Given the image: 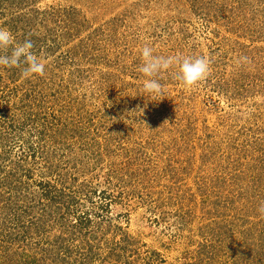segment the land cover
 <instances>
[{"label":"rangeland","instance_id":"1","mask_svg":"<svg viewBox=\"0 0 264 264\" xmlns=\"http://www.w3.org/2000/svg\"><path fill=\"white\" fill-rule=\"evenodd\" d=\"M0 28L45 64L0 66V264H264V0H0ZM144 46L209 72L149 100Z\"/></svg>","mask_w":264,"mask_h":264},{"label":"clouds","instance_id":"2","mask_svg":"<svg viewBox=\"0 0 264 264\" xmlns=\"http://www.w3.org/2000/svg\"><path fill=\"white\" fill-rule=\"evenodd\" d=\"M32 49L33 41L31 39L25 38L23 41H16L10 30L0 28V66L20 68L21 74L25 78L34 74L43 75L45 64L33 53ZM140 55L142 63L138 71L145 77L143 92L149 100H157L158 97H161V74L168 72L171 68L177 69V79L186 87L203 80L209 72L210 62L205 57L154 55L153 49L149 46H144L140 50ZM258 210L264 215V203Z\"/></svg>","mask_w":264,"mask_h":264},{"label":"trees","instance_id":"3","mask_svg":"<svg viewBox=\"0 0 264 264\" xmlns=\"http://www.w3.org/2000/svg\"><path fill=\"white\" fill-rule=\"evenodd\" d=\"M86 219L90 220L89 218L86 217Z\"/></svg>","mask_w":264,"mask_h":264}]
</instances>
